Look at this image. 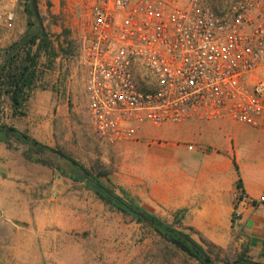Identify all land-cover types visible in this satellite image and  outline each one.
<instances>
[{
	"label": "crops",
	"instance_id": "obj_1",
	"mask_svg": "<svg viewBox=\"0 0 264 264\" xmlns=\"http://www.w3.org/2000/svg\"><path fill=\"white\" fill-rule=\"evenodd\" d=\"M39 65L25 115L14 117L8 99L11 114L5 124L53 148V124L67 109L71 85L67 79L60 89L41 86L46 68ZM245 135H250L248 146L242 143ZM136 137L122 143L129 198L167 224L180 214L174 228L203 248L243 252L264 263V203L245 206L240 219H232L239 179L250 198L258 202L263 195L264 132L231 120H192L147 124ZM25 151L0 141V264H86L79 244L70 247L71 228L80 230L84 219L68 203L73 183L53 166L27 159Z\"/></svg>",
	"mask_w": 264,
	"mask_h": 264
},
{
	"label": "built area",
	"instance_id": "obj_2",
	"mask_svg": "<svg viewBox=\"0 0 264 264\" xmlns=\"http://www.w3.org/2000/svg\"><path fill=\"white\" fill-rule=\"evenodd\" d=\"M1 1V0H0ZM85 93L97 137L141 126L231 120L264 132V0L217 13L204 0H87ZM191 149V146H188ZM233 222L258 202L237 187Z\"/></svg>",
	"mask_w": 264,
	"mask_h": 264
},
{
	"label": "rangeland",
	"instance_id": "obj_3",
	"mask_svg": "<svg viewBox=\"0 0 264 264\" xmlns=\"http://www.w3.org/2000/svg\"><path fill=\"white\" fill-rule=\"evenodd\" d=\"M34 1L41 28L56 53V57L44 51L40 55V62L46 68L41 76V86L60 89L67 79L71 85L67 109L53 124L57 140L53 149L56 152L43 151L40 154V158L56 163L65 173L64 179L73 183L68 190L69 206L78 208L84 215L80 230L71 228L70 247L76 249L79 244V250L85 253L86 264H200L160 237L151 227L139 224L107 205L89 188L88 181L82 179L90 176L113 194L122 199L127 197L125 146L111 147L102 142L92 128L87 109L86 67L81 54L91 22L89 3L87 0ZM204 1L215 12L225 13L237 0ZM27 4L28 0L0 1L1 63L21 39L32 37L41 30L33 13L31 16L27 11ZM31 23L35 25L31 26ZM0 103V117L4 118L0 121L6 123V117L11 114L8 97L2 96ZM242 138L244 146H248L250 135ZM13 144L29 149L22 143ZM57 152L74 160L86 173L74 169ZM73 176L80 177L85 185H77ZM181 218L179 214L169 225L174 227ZM204 250L213 264H237L241 257L251 260L243 252L223 250L210 244H205Z\"/></svg>",
	"mask_w": 264,
	"mask_h": 264
},
{
	"label": "trees",
	"instance_id": "obj_4",
	"mask_svg": "<svg viewBox=\"0 0 264 264\" xmlns=\"http://www.w3.org/2000/svg\"><path fill=\"white\" fill-rule=\"evenodd\" d=\"M34 4L36 2L33 0ZM27 11L32 16L29 5ZM31 26L35 24H30ZM35 47V48H34ZM15 45L10 49L5 59L0 62V98L7 96L11 102L12 115H25L24 108L30 97V91L36 87V81L40 74V55L42 51L56 57V53L50 40L47 39L43 28L32 37L27 38L19 47ZM1 106V103H0ZM0 141L4 142L9 148H16L14 142L22 143L29 147L25 151L27 159L53 166L56 170L65 173L58 168V165L50 160H44L40 157L33 158L34 155H39L46 151L55 154L56 150L51 147L42 145L35 139L31 138L26 133L20 132L16 128L0 122ZM58 153V152H57ZM63 159L70 162L71 166L81 172L86 173L80 168L74 160L63 153H58ZM73 179L80 182L78 176H73ZM89 183V188L94 190L100 199L107 205L117 211L130 216L135 222L151 227L160 237L172 244L174 247L185 253L190 258L196 260L200 264H213L208 257L204 248L196 243L187 233L175 229L173 226L159 219L154 214H151L139 205L135 200L129 198L122 199L121 197L110 192L101 182L89 177H82ZM237 187L242 188L241 180L239 179ZM237 264H264L248 260L241 257L236 262Z\"/></svg>",
	"mask_w": 264,
	"mask_h": 264
},
{
	"label": "water",
	"instance_id": "obj_5",
	"mask_svg": "<svg viewBox=\"0 0 264 264\" xmlns=\"http://www.w3.org/2000/svg\"><path fill=\"white\" fill-rule=\"evenodd\" d=\"M28 3H29V5H30V10H31V12H32L33 15L35 16V19H36V21H37L38 24H39V28H41V24H40V21H39V17H38V13H37V9H36V7H35V4L33 3L32 0H28ZM28 37H29V36H26V37H24L23 39H21V40L16 44L15 48L18 47V46H19L24 40H26Z\"/></svg>",
	"mask_w": 264,
	"mask_h": 264
}]
</instances>
